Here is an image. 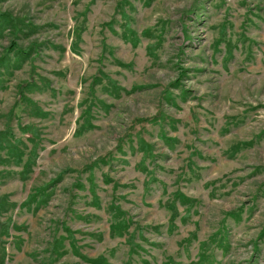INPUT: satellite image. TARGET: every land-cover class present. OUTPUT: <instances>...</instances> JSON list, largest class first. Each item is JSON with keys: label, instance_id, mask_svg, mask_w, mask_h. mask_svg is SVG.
<instances>
[{"label": "rangeland", "instance_id": "1", "mask_svg": "<svg viewBox=\"0 0 264 264\" xmlns=\"http://www.w3.org/2000/svg\"><path fill=\"white\" fill-rule=\"evenodd\" d=\"M12 40L40 45L0 76V131L15 144L2 150L13 205L0 219L18 226L4 264H264V0H0V56ZM99 70L119 89L95 86L85 130ZM25 80L46 116L19 98ZM111 202L131 219L123 236H110Z\"/></svg>", "mask_w": 264, "mask_h": 264}, {"label": "trees", "instance_id": "2", "mask_svg": "<svg viewBox=\"0 0 264 264\" xmlns=\"http://www.w3.org/2000/svg\"><path fill=\"white\" fill-rule=\"evenodd\" d=\"M76 1V0H75ZM82 15V19L81 21L78 23L75 22V26L73 29V37H72V41H71V47L73 52L77 51V44L79 41H81L82 39V33L85 30V23L84 21L86 20V12H84ZM3 16L5 17V20L7 22H13L15 21V18L10 16L9 14H3ZM14 26H16V22H13ZM32 30L31 31H35V29H37V26H33L30 27ZM128 39V38H127ZM125 39V40H127ZM129 41V40H127ZM131 42V41H130ZM37 45L39 46L40 44L38 43H31L28 44L25 47H19V45L17 44L16 41L12 40L10 45L8 47H6L4 49V52L1 54L0 56V76L7 72L9 73L8 75L12 74V70L9 71L7 70L8 68L13 67L14 69L20 68L23 63L31 58L32 53L35 51ZM133 45V44H132ZM13 53V60L15 62L14 64H11V54ZM118 60H116L117 62ZM121 65L128 67L130 66L129 63H122L119 62ZM14 65V66H13ZM99 75H95V77L93 78L92 82L89 85V90L87 92V96L80 102V116L85 117V121L83 122V125L86 124V128L85 130L89 129L92 124L90 122V113L93 111V108L96 106L97 101H99V99L97 98V96L95 95V86L97 84L103 83L105 82L106 84L111 85L112 89H119L117 87V85H115V83L113 82L112 78L106 74L105 72H103L102 70H99ZM103 78V80L101 81V78ZM2 81V80H1ZM0 81V82H1ZM108 85V86H109ZM34 87H36V82L34 81H28L25 80L23 81L20 85H19V98L23 97L24 101H28L30 102V109H31V114L33 115H40V116H46L47 112H45L36 102H34L33 100H30L31 98L27 97V92L31 91ZM136 86H133L129 91H131L132 89H134ZM111 91V90H110ZM138 121H142V120H146V118H140L137 119ZM152 121L155 120V118L151 119ZM22 130H23V134H28L29 138H32V135H35L34 132L32 131L33 125L31 124H26L25 126H22ZM30 134V135H29ZM78 135V133H77ZM150 144L145 140H142L141 142H139V146H141L143 148L144 153H146L148 150L147 145ZM248 143L247 142H242L239 144H236V148L234 149V151H232V153H234L235 151H237L239 148L241 147H245ZM15 147L14 142H12L7 136L5 131H0V161H3L4 159H6V156L3 155L2 150L4 149H8V151L12 150V148ZM36 156V152L35 149H33L31 151L30 154V158L28 159L26 165H25V169L29 170L30 166L32 164V162L34 161V158ZM19 157V154H18ZM95 165V163L88 165L87 168L91 171V169L93 168V166ZM145 168H142V170H144ZM44 190L46 191V186L43 187ZM174 198L178 199L181 203H186L189 200V197L186 196L182 191L177 190L176 192L173 193ZM94 195V193H93ZM33 197H35L33 194L32 196L29 198V196L25 199V203H27V201L31 200L34 201ZM95 199H97L95 197ZM42 202L37 203L36 206H40L44 201H46V199L41 200ZM176 201V200H175ZM175 202L172 200L170 202L167 203V208L171 211L173 217L172 219H174L177 215V211L175 208ZM13 204H11L10 202H8L7 200V196L0 195V215L3 212H7ZM109 211L111 213V221H110V225H109V233L110 236L115 237V236H123L125 233L129 232V228L131 227V219H128V216L126 215L127 213L123 210V208L121 207V205L119 203H115V202H111L110 203V208ZM18 226H14L11 222V219H6V220H1L0 219V264H4V259L6 257V250L4 247V243H6V241L2 238L4 235L9 236L10 235V229H16ZM66 230L70 232V238L71 241L74 238L73 236V232L66 226ZM135 232H139V231H134L131 234V237L135 238ZM55 242H58V240H56ZM135 243V241H134ZM72 245L75 246V241L73 240ZM134 245V244H133ZM137 244L135 243L134 245V249L135 246ZM58 245L53 246V248L51 249L52 254H55L57 252V254H62L65 252V250L63 251H58L57 248ZM76 253H78V251L76 250ZM79 255L81 257H83L86 261H90L93 264H103L106 262V259H104L103 257L100 258L96 257V258H91L88 257L87 255H83L81 253H79ZM164 264H178L173 258H167L164 262Z\"/></svg>", "mask_w": 264, "mask_h": 264}]
</instances>
